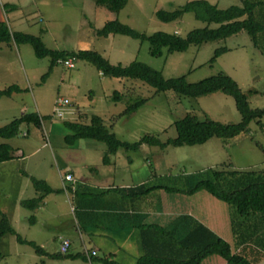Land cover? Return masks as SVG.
<instances>
[{
	"label": "rangeland",
	"instance_id": "rangeland-1",
	"mask_svg": "<svg viewBox=\"0 0 264 264\" xmlns=\"http://www.w3.org/2000/svg\"><path fill=\"white\" fill-rule=\"evenodd\" d=\"M1 1L4 21L11 30L39 35L48 47L94 49L112 63L140 60L160 69L165 77L184 74L189 81L224 71L237 81L251 107H264V52L244 29L225 38L190 44L182 51L164 48L158 56L150 54L146 40L121 33L107 36L96 33L107 19L118 18L147 34L163 30L184 36L206 22L197 19L191 11L177 19L163 21L155 11L171 9L187 0H127L118 12L110 11L96 0ZM209 1L220 8L241 3V0ZM215 25L210 23V26ZM219 46H226L227 50L211 63L214 49ZM74 60L73 67L58 60L50 65L51 57H38L30 43L0 42V88L10 84L23 88L9 96H0V125L26 112H37L41 116V125L23 122L15 136L0 137V142L7 141L15 151L21 152L0 162V219L6 215L21 236L35 238L38 244L44 241L46 244L40 245L47 252L59 254L58 257L38 254L30 244L17 241L14 234H7L3 237L4 255L0 257V264H63L70 260L101 264L98 259L89 261L83 256L93 243L85 239L82 244L78 235L82 228L75 222L72 201L55 205L50 201L46 206L49 214L44 207L39 211L40 215L43 212L44 219L33 224L30 216L35 215L36 209L20 203L21 199L41 193L35 189L30 175L45 179L55 187H67L64 175L73 171L75 179L95 185L85 187L91 191L98 190L99 181H114L115 185L145 181L146 186L163 183L184 190L199 179L210 177L211 168L222 164L237 169L264 168V115L258 120L252 119L247 130L232 137L212 136L200 144L169 143L164 147L142 142L138 148L120 147L115 153H108V162L103 161L107 144L102 140L81 137L73 144L67 143L65 135L71 131L65 121H88L93 113L102 116L105 125L128 142L146 134L162 141L172 138L177 134L174 120L187 113L200 119L209 117L225 122L241 119L233 96L223 91L193 97L173 89L158 90L139 78L105 75L89 60L78 57ZM116 90L122 95L119 99L112 97ZM59 96L69 99L60 107L61 117L54 108ZM139 97L146 98L145 102L134 111L124 112L127 105ZM63 182L66 183L63 185ZM198 192L196 198L208 194L205 189ZM46 195L63 199V193L59 192ZM189 200L192 204L191 197ZM52 211L54 214L50 213ZM150 221L156 220L150 218ZM65 236L70 237L72 243L66 251H61ZM106 253L101 248L97 255L106 257L109 254Z\"/></svg>",
	"mask_w": 264,
	"mask_h": 264
},
{
	"label": "trees",
	"instance_id": "trees-1",
	"mask_svg": "<svg viewBox=\"0 0 264 264\" xmlns=\"http://www.w3.org/2000/svg\"><path fill=\"white\" fill-rule=\"evenodd\" d=\"M113 12L122 9L127 0H96ZM193 12L197 19L206 22L203 27L189 30L184 36L176 32L163 30L152 33L141 32L118 18L107 19L96 30L99 35L126 34L140 41H148L151 55L158 56L167 51H182L190 44L225 38L240 30H246L253 43L264 52V0H241L240 4H232L220 8L209 0H187L171 9L159 8L156 16L163 21H171L181 17L185 12ZM215 23V26H210ZM16 41L30 43L38 57L49 55L51 64L61 57H78L93 62L105 75L114 77L139 78L158 90L173 89L181 94L197 97L217 90L233 96L236 106L241 113V119L237 122H225L213 118H198L187 113L183 117L174 120L177 134L172 138L162 141L154 135H144L139 140L128 142L120 139L104 123L102 116L91 114L88 121L67 120L66 126L70 133L65 135V141L73 144L76 139L90 137L102 140L107 144V152L103 155V161L108 162L109 154L115 153L118 148H138L142 142L164 147L173 145L200 144L212 136L232 137L244 130L252 119H259L264 115V107H251L246 94L242 91L237 81L228 73L220 71L203 77L196 81L187 80L186 76L165 77L160 69H157L143 61L132 60L129 63H112L107 57L94 49L67 50L48 47L39 35L11 30L4 20H0V42ZM227 50L226 46L214 49L210 62H214L217 56ZM17 84H10L0 88V96L11 95L14 91H22ZM112 97H122L119 91H114ZM146 98L139 97L129 103L124 112L134 111L145 102ZM23 122H33L41 125V116L37 112H26L13 117L7 123L0 125V137L10 138L15 136ZM262 147V146H261ZM264 151V147H262ZM14 157V148L7 141L0 142V162ZM230 167V164H229ZM36 190L41 193L31 198L21 199L20 203L27 208L35 209L43 201L44 195L51 192H61L63 187H53L45 179L30 175ZM158 187L177 191L174 186L163 183L143 184L134 187L127 193L135 196L144 194ZM200 189L207 190L215 198L224 201L231 208L232 228L255 226L253 218H259L264 223V168L237 169L228 164L211 168V176L196 181L185 192H195ZM181 190V189H180ZM75 191V189H73ZM34 220V215L30 216ZM249 220V221H247ZM247 221V222H246ZM262 223V224H263ZM254 224V225H253ZM257 225V223H256ZM7 234H14L21 243L30 244L36 253L47 254L50 257H58V253L47 252L40 244L32 239L21 236L10 223L9 218L3 216L0 219V257L2 252V240ZM137 240L140 254L134 264H201L204 258L217 254L225 258L226 264H255L241 253L233 251L230 243L217 232L207 226L191 214H179L168 224L147 222L138 225ZM84 254V253H83ZM85 256V255H84ZM92 257L95 256L91 255ZM102 264H122L114 259L111 254L97 257Z\"/></svg>",
	"mask_w": 264,
	"mask_h": 264
},
{
	"label": "crops",
	"instance_id": "crops-1",
	"mask_svg": "<svg viewBox=\"0 0 264 264\" xmlns=\"http://www.w3.org/2000/svg\"><path fill=\"white\" fill-rule=\"evenodd\" d=\"M0 20H4V9L1 0ZM18 153L21 152L14 150V155ZM5 161L7 160L1 162ZM68 172L75 174L73 171ZM99 183V185L96 184L98 190L91 191V189H85V187H94L95 185L88 183L87 180L76 179L75 183L68 181L66 183L67 189L61 186L63 191L59 192L63 193V199L48 198V196L52 197L50 195L44 196L41 204L35 208L36 213L33 224H38L44 219L41 217L43 212L40 215L39 211L48 206L50 201L53 205L58 202L61 203V201L64 203L66 201L71 203L72 201L71 208L75 222L82 228L78 230L79 238L83 245L85 239L90 240L93 243L90 250H96L93 257H88L86 254H83V256L85 255V258L89 261L97 259L99 257L97 255L98 250L104 248L107 251L106 254H111L114 259L122 264H134L141 253L137 240L139 224L152 222L150 221L151 218L156 220L155 222L165 225L170 223L177 215L188 213L225 238L230 243L233 251L241 253L255 264H264V223L259 218L252 217L255 226H245L244 224V227L234 230L231 224L230 206L210 193L196 198L199 190L185 192L158 187L144 194L131 196L127 194L129 190L142 186L145 181H139L138 183L125 182L117 185L114 181H99ZM73 187L75 191H73ZM188 188H184V190ZM190 197L193 200L192 204L189 200ZM40 206L41 208H39ZM45 210L49 214L47 207ZM50 213L52 214L53 211ZM25 238L32 239L35 242L39 241L35 238ZM64 238L70 240L71 246V238L67 236ZM3 243L4 240H2ZM39 243L41 245L46 244L44 241ZM70 261H64L63 264H80L75 262L76 260ZM201 264H226V260L220 255L218 257L217 254H212L204 258Z\"/></svg>",
	"mask_w": 264,
	"mask_h": 264
},
{
	"label": "built area",
	"instance_id": "built-area-1",
	"mask_svg": "<svg viewBox=\"0 0 264 264\" xmlns=\"http://www.w3.org/2000/svg\"><path fill=\"white\" fill-rule=\"evenodd\" d=\"M58 61L62 62L64 65H66L68 67L75 66L74 57H71V56H69V57H61V58L58 59ZM263 92H264V90H263ZM68 102H69V99L67 97H62V96L57 97V99L55 101V107L54 108L57 110L58 116L61 117L62 113H63L62 110L60 109V107L65 105ZM23 133L26 134L27 132H23ZM64 179L67 180V181H72L73 183H75V180H76L74 178L73 174L70 173V172L65 173ZM63 187H64V189H67V187H65V185ZM72 189H74V187ZM69 246H70V240L68 238H62V242L60 244L61 251H66ZM88 250H90V249H86V255L88 257H90L93 254H96V250L92 249V250H90V252Z\"/></svg>",
	"mask_w": 264,
	"mask_h": 264
}]
</instances>
